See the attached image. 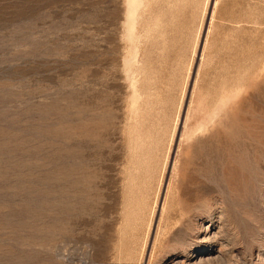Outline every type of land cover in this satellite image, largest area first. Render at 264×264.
Returning a JSON list of instances; mask_svg holds the SVG:
<instances>
[{"label": "rangeland", "instance_id": "374dc122", "mask_svg": "<svg viewBox=\"0 0 264 264\" xmlns=\"http://www.w3.org/2000/svg\"><path fill=\"white\" fill-rule=\"evenodd\" d=\"M0 264H264V0H0Z\"/></svg>", "mask_w": 264, "mask_h": 264}]
</instances>
